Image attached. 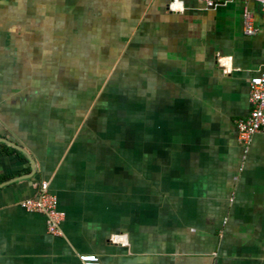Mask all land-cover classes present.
<instances>
[{
  "label": "crops",
  "instance_id": "obj_1",
  "mask_svg": "<svg viewBox=\"0 0 264 264\" xmlns=\"http://www.w3.org/2000/svg\"><path fill=\"white\" fill-rule=\"evenodd\" d=\"M172 1L0 0V264H264V12Z\"/></svg>",
  "mask_w": 264,
  "mask_h": 264
},
{
  "label": "built area",
  "instance_id": "obj_2",
  "mask_svg": "<svg viewBox=\"0 0 264 264\" xmlns=\"http://www.w3.org/2000/svg\"><path fill=\"white\" fill-rule=\"evenodd\" d=\"M208 9H214L221 4H226L234 0H198ZM253 1L262 7L264 12V0H243ZM183 1L173 0L170 9L182 10ZM254 19L250 13L245 14V33L247 35L256 34ZM226 58H219L222 66L226 67ZM250 102L253 105L252 111L247 117L240 118L237 122L239 130V140L247 147L252 142L255 134L264 132V68L262 72L253 76L250 81ZM24 208L33 212H41L48 217L49 231L55 236H61V226L65 218V213L59 209L58 197L51 191L49 181H43L40 193L37 196L29 197L22 202ZM83 264H100L99 257L95 255H82L79 257Z\"/></svg>",
  "mask_w": 264,
  "mask_h": 264
},
{
  "label": "rangeland",
  "instance_id": "obj_3",
  "mask_svg": "<svg viewBox=\"0 0 264 264\" xmlns=\"http://www.w3.org/2000/svg\"><path fill=\"white\" fill-rule=\"evenodd\" d=\"M91 88H92V87H91ZM98 92H99L98 88L95 89L94 91H93V88H92V90H91V94H92V95H93V93H98ZM114 105H116V104L113 103L112 106H114ZM117 105L119 106V108H118V109L113 108V112H114V114H118V120L120 121V120H122V119L124 118V116L126 115V112H123V111L121 110V108H120V107L123 106V104H121V103L118 101V104H117ZM122 108H123V107H122ZM124 121H126V119H124Z\"/></svg>",
  "mask_w": 264,
  "mask_h": 264
},
{
  "label": "water",
  "instance_id": "obj_4",
  "mask_svg": "<svg viewBox=\"0 0 264 264\" xmlns=\"http://www.w3.org/2000/svg\"><path fill=\"white\" fill-rule=\"evenodd\" d=\"M0 140H2V141H5V142H11V143H13L12 141H8L7 139H4V138H0ZM14 144V143H13ZM17 144H14V146H16Z\"/></svg>",
  "mask_w": 264,
  "mask_h": 264
}]
</instances>
